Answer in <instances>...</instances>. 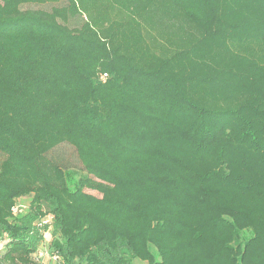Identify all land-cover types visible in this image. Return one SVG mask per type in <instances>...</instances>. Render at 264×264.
I'll return each instance as SVG.
<instances>
[{
	"label": "trees",
	"instance_id": "16d2710c",
	"mask_svg": "<svg viewBox=\"0 0 264 264\" xmlns=\"http://www.w3.org/2000/svg\"><path fill=\"white\" fill-rule=\"evenodd\" d=\"M0 238V264H264V0H0Z\"/></svg>",
	"mask_w": 264,
	"mask_h": 264
},
{
	"label": "rangeland",
	"instance_id": "374dc122",
	"mask_svg": "<svg viewBox=\"0 0 264 264\" xmlns=\"http://www.w3.org/2000/svg\"><path fill=\"white\" fill-rule=\"evenodd\" d=\"M47 159L53 162L54 164L60 166L64 170L68 184L71 186V188H73L76 185L77 181L80 178L86 176V172L78 159L76 151L71 146L61 145L57 147L47 155ZM86 192L98 196L96 192H92L89 190H86ZM21 205L23 207V213L28 211L29 209L28 199L23 200L21 202ZM47 219L50 220L51 218L48 217ZM51 234H52V230H48L46 232L45 238L47 241L51 240ZM250 235H251L250 232L246 231V233L244 234L245 239H248ZM43 261L45 262V259ZM135 264H147V263L136 261Z\"/></svg>",
	"mask_w": 264,
	"mask_h": 264
},
{
	"label": "built area",
	"instance_id": "2783aa9c",
	"mask_svg": "<svg viewBox=\"0 0 264 264\" xmlns=\"http://www.w3.org/2000/svg\"><path fill=\"white\" fill-rule=\"evenodd\" d=\"M15 212L17 213H22L23 212V207L22 206H19L18 208L15 209ZM2 244H3V241L2 239L0 238V248L2 247ZM36 260L39 261L40 263H44V259L46 260V258H48V253L43 250V249H39L38 252H37V255H36ZM52 261H58L59 260V256L58 255H52L51 258H50Z\"/></svg>",
	"mask_w": 264,
	"mask_h": 264
}]
</instances>
